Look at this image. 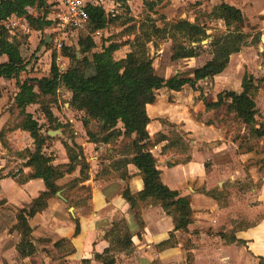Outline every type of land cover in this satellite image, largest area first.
I'll return each instance as SVG.
<instances>
[{
  "label": "crops",
  "instance_id": "1",
  "mask_svg": "<svg viewBox=\"0 0 264 264\" xmlns=\"http://www.w3.org/2000/svg\"><path fill=\"white\" fill-rule=\"evenodd\" d=\"M54 1L47 0L46 3L51 5ZM85 1L94 4V7H102L105 11L110 3L108 0ZM224 1L228 3V0ZM114 2L112 4L120 5L116 1ZM229 4L237 5L234 2ZM206 6L203 5L201 8H206ZM239 7L241 9V6ZM29 12L34 16L38 13L35 9H29ZM48 28L49 26H46L40 31L31 26V32L27 36L30 37L32 43L34 41V48H37L41 46V35L45 34L44 51L46 55L51 56L50 44H46L50 34ZM102 32L103 30L88 32L90 33L88 41L79 39L76 45L75 50L78 51L79 58L81 57L80 50L84 53L86 65L84 68L87 75L94 71L96 65L94 54L108 51V57L115 64L119 63L131 51L129 45L124 46L121 51L118 49L119 47L111 51L110 46L104 44L99 51L96 36H100ZM163 52L164 50L161 51V54ZM158 54L160 55L159 50ZM120 55L122 56L117 60L116 56ZM7 61L6 56L0 57V63ZM66 62L68 63V61ZM185 64L188 65L190 62ZM53 66H56L55 62ZM170 70L169 67H166L164 72L167 75L161 78H171L170 75L175 72L170 74ZM178 72L176 71V74ZM208 80L200 84H206ZM13 81L15 80L0 78V134L13 121V115L9 108H12L14 100L12 105L8 104L7 92L4 87ZM64 90L68 96L67 90ZM18 92L19 89H16L14 97ZM204 96L207 97V93ZM216 100L217 98L211 99L208 103L216 102ZM196 107H199L200 111L208 113L199 93L189 85L180 92H171L163 88L158 92V100L146 106V112L151 122L143 128V134L149 137L154 144L151 153L157 159V167L162 172L163 183L171 190L178 191L181 196H188L191 199L193 222L189 225L188 232H175L173 218L167 215L160 205L140 203L138 209L144 227L139 225L135 211L123 198V192L126 188L133 195L141 192L144 189L142 176L138 168L132 164L127 168L120 163L116 165L117 162L129 157L126 152L122 151L123 123L120 122L110 133L109 143L94 144L89 142L81 119H77L73 111L69 109L68 120L74 124L75 134H84L87 138L83 141L80 140L82 138L75 140L83 147L90 166L89 178L84 183H80L75 190L85 186L89 187L90 198L86 202H80V205H74L75 213L71 214V217L60 216L57 213L59 205L50 199L46 210L29 219V225L33 230L31 242L34 248L37 247V243L44 242L41 239L46 231L42 228L49 229L51 227L48 232L51 234L50 236L56 238L54 245L60 247V242L65 241V244L69 246L70 250L63 254L64 264H101L95 256L102 254L110 247V241L105 238L107 231L113 227L114 222L123 220L133 237V245L129 250L116 252V264H188V254L193 256V264H264V216L250 226L234 230L238 222L246 220L248 223L255 220L254 216L258 209L264 205V178L261 189L256 195L257 205H248L247 213L249 215L247 213L244 216L240 215L235 195L228 198V203L220 204L221 201L206 193L215 188H218V191L226 189L232 192L236 190L231 185L237 178L236 174L241 173V167L235 164L236 160H244L240 158L246 156L250 158L251 154H237L239 145L236 146L234 141L228 139L229 135L226 136L224 127L207 125L200 114L195 113L194 108ZM33 108V105L27 107V112L34 114ZM81 114L83 113L81 112ZM170 125L178 127L179 136L168 130ZM98 126L100 125L95 122L93 129H97ZM133 138H136V134L133 135ZM186 140L192 146V152L189 155L182 152V146ZM6 141L8 142L6 147L0 141V173L4 175V178H0V200H6V205L24 207L30 205L45 191V182L40 178L26 181L30 174L36 172V168L26 166L28 158L15 154V152H23L26 149L34 150L30 135L13 127L8 131ZM44 152L53 159L54 166L69 163L62 144H55L54 148H45ZM12 171L20 172L13 176H7ZM126 171L128 177L124 179L121 175ZM80 176L81 168L77 167L72 174H66L57 184L62 186ZM20 177L23 178L18 180ZM200 186H205L206 192L201 191ZM1 223L0 217V226ZM77 224L80 229L76 234ZM211 225L215 227V230L211 229ZM222 227L224 229H219ZM170 234L175 235L174 246L159 250L157 246L169 240ZM14 236L17 238L13 239ZM12 240H16V246L8 245V242L12 243ZM20 242L21 235L18 232L0 229V264H58V262L50 261L45 257V263L39 261L41 252H36V249L32 255L21 256L17 249ZM21 257L22 260L18 261Z\"/></svg>",
  "mask_w": 264,
  "mask_h": 264
},
{
  "label": "trees",
  "instance_id": "2",
  "mask_svg": "<svg viewBox=\"0 0 264 264\" xmlns=\"http://www.w3.org/2000/svg\"><path fill=\"white\" fill-rule=\"evenodd\" d=\"M128 1L116 0L120 7L126 6ZM46 2L47 0H0V22L14 15L26 19L32 27L41 31L49 26L45 15L50 5H47ZM29 9L37 10V15L31 14ZM204 14L212 20L223 21L227 27L226 32L213 36V40L209 43L213 59L196 68L192 76L178 72L169 79L158 77L155 74L150 45L153 44L156 47L157 39L171 40L173 62L178 63L182 60L197 58L204 49L200 45L201 42L211 37L207 33L206 22L192 23L188 20H179L164 28H160L156 24L144 23L140 25L139 33L135 34L132 41L127 40L122 43L123 46L129 45L131 51L119 63H112L108 57V51L96 53L93 55L96 64L94 71L87 75L84 68L86 66L84 53L80 50L81 57L79 58L75 46L72 50L65 52L68 57V67L65 72L59 73L56 66H53L51 77L24 80L21 75L27 74L29 69L20 51L21 43L16 40L17 38L10 39L4 31H0V57L8 58L7 62L0 63V78L15 80L18 83L19 92L15 97L14 104L19 111L21 123L17 129L27 132L34 145V150H25V157L28 158L26 166L35 167L36 172L30 174L26 181L40 178L44 180L46 186L45 191L28 207L22 208L17 215L15 230L21 235V242L17 247L21 256L26 257L35 252L31 242L33 230L29 225V219L46 210L48 201L56 197L58 192L68 186L69 189H75L89 178L90 166L86 161L85 151L76 142L64 143L69 159L68 164L58 166L52 164L53 159L44 152L48 142L53 140L48 135L50 129L43 130L44 128L39 125L33 115L27 112V107L39 105L49 122L55 121L50 104L53 103L60 88L67 90L69 106L84 114L82 123L89 142L94 144L109 143L110 133L120 122L123 123L122 151L126 152L129 157L117 162L116 165L120 163L127 168L132 164L138 168L142 176L144 189L141 192L133 195L128 188L123 192V198L135 211L139 225L144 227L138 209L140 203L160 205L165 213L173 218L175 232H188V227L193 222L191 199L188 196H181L178 191L171 190L163 183L162 172L157 167V159L151 153L154 144L149 137L143 134V128L151 122L146 112V106L158 100L159 90L166 88L171 92H180L189 85L203 99L206 91L199 88L200 83L221 75L227 69L231 56L240 53L248 43L249 35L243 31L246 19L240 8L223 2L211 7V10ZM112 20L110 19V21ZM108 22L102 7L93 8L90 11V23L87 31L81 34L80 40L88 41L89 36L86 37V34L90 29L93 32L104 30ZM194 44L196 45L194 46ZM119 46L111 44L110 49L112 51ZM259 89V84L252 77L246 75L242 81V92H221L218 94L216 102H204L205 109L208 113H212L215 108L226 105V110L235 114L236 122L253 128V139L264 142V124L257 123L259 110L256 104V95ZM198 119L200 120V118ZM95 122L100 125L97 129H93ZM206 124L222 127V124H215L213 121H207ZM60 128L62 126L58 124L51 130ZM134 134H136V138H133ZM0 137H2V133ZM240 148L241 146H239ZM77 167L81 168L79 178L68 183L66 187L57 184L66 174H72ZM121 176L126 179L127 171ZM122 224H124V229H121ZM79 229L77 224L76 234ZM105 238L110 241V247L102 254L95 256L101 264H116L114 254L118 251L129 250L133 245V237L123 220L114 222ZM175 240V235L170 234L169 240L159 244L157 248L162 250L173 247ZM187 260L189 264H193L191 254H188Z\"/></svg>",
  "mask_w": 264,
  "mask_h": 264
},
{
  "label": "rangeland",
  "instance_id": "3",
  "mask_svg": "<svg viewBox=\"0 0 264 264\" xmlns=\"http://www.w3.org/2000/svg\"><path fill=\"white\" fill-rule=\"evenodd\" d=\"M108 1L110 3L108 4L107 11L114 7V4L112 3H115L114 1L116 0ZM221 2L225 1L129 0L126 6L119 7L117 13L115 14H108L105 11L106 20L109 22L106 28L103 30L102 34L100 36H96L98 38V50L100 51L103 44L109 46L111 44L120 45L118 49H120V51L123 50L124 46L122 45V43L127 40L132 41L135 37V34L139 33L140 25L144 23L150 25L156 24L158 27L164 28L166 25L174 24L179 20H188L192 23L206 22V27L208 28L207 33L211 35V37L206 39L208 41L206 45L200 44L204 47V49L200 52V56H198L194 60H182L178 63L173 62L171 53V40L161 41L157 39L156 47L153 44L150 45L151 56L154 58V68L156 72L155 74L158 77L167 75V73L164 72L166 67L174 70H170V74L172 72H175L172 73L170 77L174 76L176 74V71H179L186 76H192L195 68L201 67L205 63L213 59L214 56L212 55L211 49L209 48V43L213 40V36L226 32L227 30V27L223 21L220 22L217 20H212L204 14L209 12L213 5H219ZM227 2L228 4L230 2H234L235 4H237L236 7L240 8L239 6H241V10L243 9L242 12L246 19V25L243 31L249 35L248 43L245 47L242 48L240 53L231 56L227 69L221 75H218L212 80H208L206 84H200L199 88L206 91L208 96H203V99L204 102H208L211 99H216V96H218L217 94L224 91H236L239 93L242 92V81L244 76L248 75L252 77L260 86L259 92L256 95V104L259 110L257 123L264 124V0H228ZM203 5H207L206 8H201V6ZM93 8H95L94 4H90L88 8L89 13L93 10ZM110 19L113 20L110 21ZM89 32L92 33V31ZM90 33L86 34V37L89 36ZM9 37L10 39L17 38L16 40L21 43L20 51L30 70L27 74L25 73L21 75V78H23V80L27 78L41 79L44 77L52 76L51 71L54 69V56L52 57L46 55L44 51V41L46 37L45 34L41 35V46L37 48H34V41L33 43L30 41V37L28 38L26 32H16L15 36L9 35ZM158 50L160 52V55L158 54ZM162 50H164V52L161 54ZM65 52L66 51H64V53ZM121 56L122 55L116 56V59L118 60ZM187 61L190 62V64H185L188 63ZM182 67L183 69H181ZM33 85L35 86V84ZM4 87L5 91L7 92V102L9 105H12L13 100L15 102L14 94L16 92V89H18V83L16 81L9 82V84ZM66 104H69V97L67 96L64 88H60L54 98L53 103L50 104V108L52 109L55 117V121H53L52 123L49 122V120L45 117V114L41 110V106L33 105V109L35 112L32 115L34 119L38 121L39 125L44 128L43 130L50 129V131L60 132L59 134L52 137L53 140L48 142L46 148H54L55 144H62L64 146V143L71 144L72 141L74 143H77V140L75 139L82 138L80 140L83 141V139L86 140L88 138H85L84 134H75V126L68 120L70 115L69 109L72 110L75 117L79 120L81 119V121L84 118V114H81V112L79 111L73 110L70 106H66ZM199 109V107H196L194 108V111L195 113L200 114V117L203 121H213V123L215 124H222V127H224V130L226 131V136H230H228V139L230 141H234L236 146H241V148L237 150V154H251L250 158H247L246 156L240 158L244 160H236L235 164L241 167V173L236 174L237 178L234 182H232V184L229 183L233 185L236 190L232 192L226 189L224 191H218V188H215L210 192H206L205 186H200L199 189L203 192H206L208 195L213 196L214 199L221 201L220 204H222L223 202L228 203V198L232 195H235V199L238 200L239 213L240 215L244 216L248 211V205H257L256 195H258L257 193L260 191L261 185L263 183L262 179L264 178V142H262L261 140L253 139V128L244 126L239 122H236L235 114L227 111L226 105H224L223 107L215 108V111L209 114H206ZM9 110L12 112L13 121L9 123L8 127L2 131V137H0V141L4 147H6L8 143L6 141L8 131L13 129V127L14 129H17V127H19L21 123L19 111L16 109L14 103L12 108H9ZM58 124H60L62 128L58 130H51ZM168 130L177 136L180 135L178 127L170 125ZM43 134L45 135V133ZM182 152L185 155H189V153L192 152V146L189 141L186 140L183 143ZM15 154L19 157L26 156L25 150L23 152H15ZM17 169L20 168L17 167ZM19 172L12 171L8 173L7 176H13V174H18ZM0 178H4L3 173H0ZM22 178L23 177H20L18 180H21ZM68 183L63 184L62 187L68 186ZM68 187L60 191L61 197L63 196V198L58 195L52 198L54 202L57 203L56 205H59L58 207H60L57 213H59L60 216L62 215L63 217H71L70 215L75 213L73 206L80 205V202H86L90 198L91 194L90 188L87 186H85L84 189L82 187L78 190L69 189ZM28 206L29 205L24 207ZM24 207L6 205V200H0V217L2 220L0 229L15 232V227L17 225V215L19 211ZM263 216L264 205L260 209H258V212L254 216L255 220L248 223H246V220L238 222L234 230L244 228L245 226H250L254 224L256 220ZM123 225L124 224L121 225V229H124ZM211 226V229L214 228L215 230V227L213 225ZM224 228L222 227L219 229L222 230ZM42 229L46 231L43 238L41 239V241L43 240L44 242L41 244L37 243V247H35L36 252H41V258L39 261L45 263V258H49L50 261L58 262V264H64L63 254L70 250L69 246L65 244V241L63 243L60 242V247L55 246L54 243L56 238H54V236H50L51 234L48 232L51 227L49 229ZM14 238H17V236H14L13 239ZM15 241L16 240H12V243L8 242V245L16 246ZM114 255L116 256V253ZM20 260H22V257L21 259H18V261ZM36 262H38V260H36Z\"/></svg>",
  "mask_w": 264,
  "mask_h": 264
},
{
  "label": "built area",
  "instance_id": "4",
  "mask_svg": "<svg viewBox=\"0 0 264 264\" xmlns=\"http://www.w3.org/2000/svg\"><path fill=\"white\" fill-rule=\"evenodd\" d=\"M89 3L85 0H55L48 8L45 15L49 23L50 55L54 56V62L59 73L66 71L68 57L64 51L72 50L81 38V34L87 31L90 23ZM96 7V6H95ZM120 5L115 4L108 14L117 13ZM114 16V15H113ZM0 30L6 36L16 35V32L26 35L31 32V25L24 18L11 16L0 22Z\"/></svg>",
  "mask_w": 264,
  "mask_h": 264
},
{
  "label": "water",
  "instance_id": "5",
  "mask_svg": "<svg viewBox=\"0 0 264 264\" xmlns=\"http://www.w3.org/2000/svg\"><path fill=\"white\" fill-rule=\"evenodd\" d=\"M207 43H208V41L205 40V41H203V42L201 43V45H206ZM46 44H50V37H48V39L46 40ZM195 45H196V44H194V46H195ZM59 133H60L59 131H49V132H48V135L51 136V137H53V136H55V135H57V134H59ZM57 195L61 197V192H59ZM71 210H72V209H71Z\"/></svg>",
  "mask_w": 264,
  "mask_h": 264
}]
</instances>
